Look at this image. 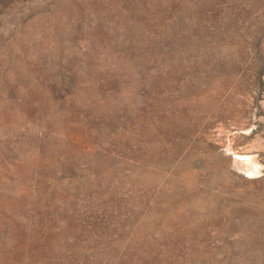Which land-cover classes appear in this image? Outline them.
<instances>
[{"label": "rangeland", "instance_id": "374dc122", "mask_svg": "<svg viewBox=\"0 0 264 264\" xmlns=\"http://www.w3.org/2000/svg\"><path fill=\"white\" fill-rule=\"evenodd\" d=\"M0 264H264V0H0Z\"/></svg>", "mask_w": 264, "mask_h": 264}, {"label": "bare ground", "instance_id": "6f19581e", "mask_svg": "<svg viewBox=\"0 0 264 264\" xmlns=\"http://www.w3.org/2000/svg\"><path fill=\"white\" fill-rule=\"evenodd\" d=\"M236 160H237V159H236ZM248 167H249V166H248ZM248 167H247V168H248Z\"/></svg>", "mask_w": 264, "mask_h": 264}]
</instances>
